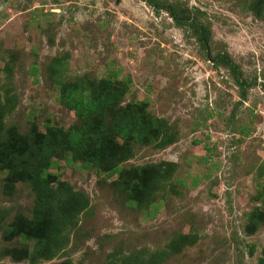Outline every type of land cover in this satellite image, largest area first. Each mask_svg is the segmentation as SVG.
Masks as SVG:
<instances>
[{
    "label": "rangeland",
    "instance_id": "374dc122",
    "mask_svg": "<svg viewBox=\"0 0 264 264\" xmlns=\"http://www.w3.org/2000/svg\"><path fill=\"white\" fill-rule=\"evenodd\" d=\"M158 1L159 12L143 0H0L5 134L69 132L81 121L57 102L56 83L106 80L125 89L117 108L143 102L175 135L165 148L134 145L121 165L133 185L166 170L158 190L128 192L118 176L60 161L53 171L89 205L50 261L33 260L24 233L32 185L0 175V264H126L164 251L156 264H264V0ZM171 7L210 31L207 46ZM221 53L251 83L245 97L209 60Z\"/></svg>",
    "mask_w": 264,
    "mask_h": 264
},
{
    "label": "trees",
    "instance_id": "16d2710c",
    "mask_svg": "<svg viewBox=\"0 0 264 264\" xmlns=\"http://www.w3.org/2000/svg\"><path fill=\"white\" fill-rule=\"evenodd\" d=\"M143 1L156 12L163 8L158 0ZM168 12L177 25L194 29L200 40L208 45V29L200 27L194 18L186 15V11L180 12L171 7ZM209 60L231 69L245 97V89L251 83L243 79L238 65L226 53L214 59L209 57ZM59 63L61 66L63 61ZM37 72L38 68L34 67L33 74ZM56 87L57 102L73 111L81 121L69 132L49 127L47 133H34L30 137H24L17 131L5 134V110L0 109V175L5 176L8 186L25 182L31 184L36 193L34 218L24 229V233L34 240L30 252L33 260L50 261L56 258L68 243L67 231L77 226L78 216L89 205L83 195L65 185L59 171H53L59 170L61 160L68 165L80 162L87 170H96L107 178L118 176L121 187L128 192L133 191L135 186L145 191L156 184L158 190L166 170L161 168L157 171L151 182L143 178L141 183L133 185L126 180L121 165L133 157L134 145L165 148L175 141V135L169 132L164 120L147 115L145 103H137L130 109L117 108L120 94L125 89L120 93L110 81L80 87L58 81ZM171 250L175 251L174 248ZM168 252H159L149 260L129 258L126 264H156L164 260Z\"/></svg>",
    "mask_w": 264,
    "mask_h": 264
}]
</instances>
